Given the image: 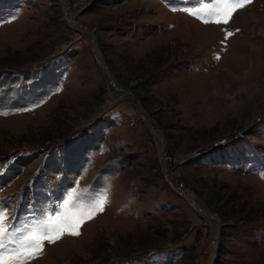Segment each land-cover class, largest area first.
Instances as JSON below:
<instances>
[{
  "label": "rangeland",
  "instance_id": "obj_1",
  "mask_svg": "<svg viewBox=\"0 0 264 264\" xmlns=\"http://www.w3.org/2000/svg\"><path fill=\"white\" fill-rule=\"evenodd\" d=\"M218 6L0 0L5 226L108 193L31 264H264V0Z\"/></svg>",
  "mask_w": 264,
  "mask_h": 264
},
{
  "label": "snow or ice",
  "instance_id": "obj_2",
  "mask_svg": "<svg viewBox=\"0 0 264 264\" xmlns=\"http://www.w3.org/2000/svg\"><path fill=\"white\" fill-rule=\"evenodd\" d=\"M218 7L209 8L210 20H203L205 24H227L234 12L252 3V0H217ZM229 36L232 33H228ZM264 178V173L261 174ZM108 193L95 203L89 205V210L58 211L54 216H48L16 233H12L5 226L7 210L0 207V264H31L38 259L44 251L45 244H54L65 235L77 237L83 224L95 218V215L103 212L108 200ZM69 200H64L60 205L66 209ZM74 207L79 208L78 205Z\"/></svg>",
  "mask_w": 264,
  "mask_h": 264
},
{
  "label": "water",
  "instance_id": "obj_3",
  "mask_svg": "<svg viewBox=\"0 0 264 264\" xmlns=\"http://www.w3.org/2000/svg\"><path fill=\"white\" fill-rule=\"evenodd\" d=\"M93 39H95V37H93ZM95 48H96V44H95ZM99 62H100V64L102 65V67H103V69L106 71V73H107V68H106V66H105V63H104V61H103V59L102 58H100L99 59ZM118 91H119V93H123V94H127V95H129V93L127 92V91H122V90H120V89H118ZM141 113H143L141 110H139ZM153 132L157 135V137L159 138L160 137V135H159V131L158 130H156L155 128L153 129ZM161 149H162V147H161ZM197 208V207H196ZM198 209V208H197ZM200 212H202L203 214H204V216L206 217V219H212V220H215L216 222H217V224H218V221L215 219V216L214 215H210V214H207V213H205L202 209H198ZM218 235V233L216 234V236ZM215 250V243L213 242V251Z\"/></svg>",
  "mask_w": 264,
  "mask_h": 264
},
{
  "label": "bare ground",
  "instance_id": "obj_4",
  "mask_svg": "<svg viewBox=\"0 0 264 264\" xmlns=\"http://www.w3.org/2000/svg\"><path fill=\"white\" fill-rule=\"evenodd\" d=\"M96 51H97V54H98V60H99V58H102V56H101V54H100V52L96 49ZM103 59V58H102Z\"/></svg>",
  "mask_w": 264,
  "mask_h": 264
}]
</instances>
